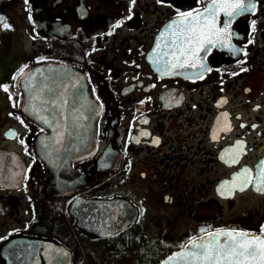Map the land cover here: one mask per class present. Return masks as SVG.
Wrapping results in <instances>:
<instances>
[{
    "label": "flooded vegetation",
    "instance_id": "flooded-vegetation-1",
    "mask_svg": "<svg viewBox=\"0 0 264 264\" xmlns=\"http://www.w3.org/2000/svg\"><path fill=\"white\" fill-rule=\"evenodd\" d=\"M208 2L0 0L10 25L0 24V84L9 85L8 93L0 89V264H108L106 247L133 232L157 243L164 258L217 229L260 234L264 186L241 189L233 177L264 171V0L232 21V43L242 51L214 48L203 78L191 68L161 75L149 59L177 7ZM24 65L25 74L49 66L85 77L98 113L91 152L68 160L69 142H92L84 113L58 125L70 126L62 139L27 114L37 84L11 79ZM62 188L70 193L50 190ZM114 200L132 204L138 219L110 237L80 228L79 211L71 212L78 202Z\"/></svg>",
    "mask_w": 264,
    "mask_h": 264
},
{
    "label": "snow or ice",
    "instance_id": "snow-or-ice-1",
    "mask_svg": "<svg viewBox=\"0 0 264 264\" xmlns=\"http://www.w3.org/2000/svg\"><path fill=\"white\" fill-rule=\"evenodd\" d=\"M156 2L164 4L165 0H156ZM25 3H28V0H25ZM134 3L135 0H130V5ZM256 7L255 0H209L201 8L186 11H181L177 7L175 9V18L171 19L170 23L165 26L164 31L161 32V36L167 33L170 37V40L165 44L168 51L162 53V56L166 57L163 60V70L158 65L157 60L153 58L154 56H161V53L157 51L161 48L159 39L152 50L153 55L149 57L155 66V70L161 75H175L177 74L174 71L176 69H199L198 76L203 78L204 72L212 71L205 63V60L207 54L211 53L214 48L227 49L232 54L242 51L241 48L232 43L234 33L232 32L231 24L237 16L255 12ZM221 14L223 15V20H221ZM0 24H2L4 29L10 28L3 16H0ZM119 24L120 21H117L116 25L119 26ZM255 25L256 21L251 20L250 26L253 31H255ZM252 42L251 39L248 40L249 44ZM40 59H43V57ZM25 68H27V65L20 68L11 79L17 80L19 78L30 81L31 76L25 74ZM241 71H244V69H241ZM25 87H28V85L26 84ZM0 89L8 93L9 85L0 84ZM45 91L47 93L53 92L47 85H38L35 93L31 95L34 111H48V107L55 111L57 107L66 103V101H60L58 104V97L44 99L42 94H45ZM11 98V95H9V99ZM37 101H39V105H37ZM102 106L100 105V107ZM27 110L25 108V111ZM88 110L95 112L96 108L93 105H89ZM223 115L226 116L227 114ZM36 118L44 124L50 123L47 116L37 115ZM81 118L85 117L81 116ZM57 135L61 139L63 138V133H58ZM141 135L147 136L149 134L142 132ZM20 142L21 144L24 143L23 140ZM59 142L60 140H57V143ZM153 143H158V140H154ZM45 147L48 146L45 145ZM235 158V155H233L232 160L234 161ZM261 163L264 164V161ZM237 180H239L241 189L247 184L254 182L258 190H260L264 186V171L258 175H253L251 170L244 168L241 172L234 174L233 183L235 184ZM228 183V181L224 182V184ZM200 232L204 233L205 229L201 228ZM188 245H190V248H188ZM188 245L182 246L180 252L169 256L165 264H173L177 258L182 264H264V225L261 226L259 235H252L246 231H238L236 229H217L215 232H207L206 238H190ZM185 248L188 250H185Z\"/></svg>",
    "mask_w": 264,
    "mask_h": 264
},
{
    "label": "water",
    "instance_id": "water-1",
    "mask_svg": "<svg viewBox=\"0 0 264 264\" xmlns=\"http://www.w3.org/2000/svg\"><path fill=\"white\" fill-rule=\"evenodd\" d=\"M158 39L161 43V48L157 50L161 53V56L158 58L163 64L164 57L162 56V53L164 51H168V49L165 47V44L170 40V37L167 33H165L163 36L160 34L157 40ZM26 75L31 76V80L28 82L37 84V86L47 85L48 88L53 90L52 93H47V91H45V94L42 95L44 99L49 97H58V104L60 101H66V103L62 104V106L57 107L55 111H53L52 108L48 106H46L48 107V111H34L32 108L33 101L31 99V95L35 93L36 89L33 88V90L26 96V107L28 109L27 114L31 118L36 119L37 115L42 113V115L47 116L50 121L48 127H52L56 134L61 133L64 129L66 131L65 136L68 138L70 135L68 136L67 131L70 130V126H65L62 128L58 125H72V121L76 120L77 114L84 113L88 116L87 118H89L90 121L89 125H84L85 136H87V138L90 137L92 142L91 144H89L88 140L83 143L78 141L74 143H71L72 141L69 142L68 146L70 151L68 160L71 162L73 159H79L91 152L94 145L93 140L95 138L96 121L98 115L96 103L85 77L74 69L49 66H36L28 70ZM36 103L39 105V101ZM89 105L95 106L96 111H89ZM79 128L80 125H75V138L79 136ZM98 165L99 162L95 164L93 170L90 173L84 175L82 179H87L89 175H93L98 170ZM50 190L55 195L70 193V191H67V189L64 188H62V191L58 193L53 192V189ZM76 210L79 211V214H77L80 219L79 227L85 228L88 231L94 232L103 237H110L113 234L126 229L138 218L137 210L132 206V204L124 200H114L107 202H78L71 208V212L74 213ZM201 238H206V236ZM221 239H223V237H221ZM188 248H190V245H188ZM185 250L188 249L185 248ZM167 259L168 258H166L161 264H165ZM173 264H182V262H180L179 258H177Z\"/></svg>",
    "mask_w": 264,
    "mask_h": 264
},
{
    "label": "trees",
    "instance_id": "trees-1",
    "mask_svg": "<svg viewBox=\"0 0 264 264\" xmlns=\"http://www.w3.org/2000/svg\"><path fill=\"white\" fill-rule=\"evenodd\" d=\"M108 262H120L129 256H136L135 252H139L138 264H158L164 257L161 256V248L157 243H146L144 234L133 232L132 235L119 237L113 244L108 245ZM143 249V250H142ZM142 250V251H141ZM121 251L122 257H115L116 252ZM136 264V257L134 258ZM113 263V262H112Z\"/></svg>",
    "mask_w": 264,
    "mask_h": 264
},
{
    "label": "rangeland",
    "instance_id": "rangeland-1",
    "mask_svg": "<svg viewBox=\"0 0 264 264\" xmlns=\"http://www.w3.org/2000/svg\"><path fill=\"white\" fill-rule=\"evenodd\" d=\"M122 254H124V253L121 252V254L119 256H117V257H122ZM121 263L122 264H135V260H134V258L132 256H129L127 259L123 260ZM108 264H111V263L108 262Z\"/></svg>",
    "mask_w": 264,
    "mask_h": 264
}]
</instances>
